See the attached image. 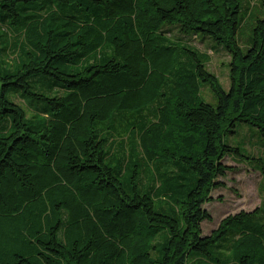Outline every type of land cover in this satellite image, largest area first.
I'll return each mask as SVG.
<instances>
[{"label": "trees", "instance_id": "16d2710c", "mask_svg": "<svg viewBox=\"0 0 264 264\" xmlns=\"http://www.w3.org/2000/svg\"><path fill=\"white\" fill-rule=\"evenodd\" d=\"M259 1L240 45L239 0H0V264H208L229 235L264 264L262 208L202 236L224 159L251 160L225 138L264 139ZM195 37L230 56L228 92Z\"/></svg>", "mask_w": 264, "mask_h": 264}, {"label": "rangeland", "instance_id": "374dc122", "mask_svg": "<svg viewBox=\"0 0 264 264\" xmlns=\"http://www.w3.org/2000/svg\"><path fill=\"white\" fill-rule=\"evenodd\" d=\"M239 2L242 8L241 17L246 19L240 30L238 41L240 45H246L261 12L260 1L239 0ZM249 8L251 11L249 17H246ZM170 35L175 40L181 38L176 30L170 29ZM191 44L209 56L206 64L208 71L218 77L223 89L228 92L230 89L228 68L230 56L210 38L195 37ZM202 95L206 103L216 106V99L209 87L202 89ZM31 111L35 109L32 108ZM235 131L234 135L225 138L226 145L241 149L242 154L251 160L234 157L224 159L223 163L232 167L233 171L229 172L225 178L218 179V182H222L224 186L214 190L212 201L204 206L212 219L202 224L203 237L209 236L228 216L241 212L252 213L260 208L264 210V169L262 165L259 166L253 162L254 159L260 158L264 164V139L260 137L255 128L245 124H238ZM261 218L264 223V214ZM233 257V238L229 235L212 251L211 263L208 264L217 262L218 264H235Z\"/></svg>", "mask_w": 264, "mask_h": 264}]
</instances>
